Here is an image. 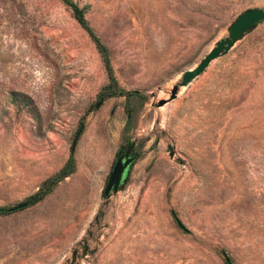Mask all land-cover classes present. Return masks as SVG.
<instances>
[{
	"label": "rangeland",
	"instance_id": "374dc122",
	"mask_svg": "<svg viewBox=\"0 0 264 264\" xmlns=\"http://www.w3.org/2000/svg\"><path fill=\"white\" fill-rule=\"evenodd\" d=\"M75 1L141 94L99 101L102 57L62 0H0V207L75 162L45 199L0 214V264H70L75 249L74 264H225L224 250L264 264V20L171 98L264 0ZM132 141L137 159L105 199Z\"/></svg>",
	"mask_w": 264,
	"mask_h": 264
},
{
	"label": "water",
	"instance_id": "95a60500",
	"mask_svg": "<svg viewBox=\"0 0 264 264\" xmlns=\"http://www.w3.org/2000/svg\"><path fill=\"white\" fill-rule=\"evenodd\" d=\"M264 20V9L259 7L249 8L243 11L236 20L228 28V35L221 38L211 48V50L204 56V58L193 68L188 69L182 76V80L179 84H176L172 89V97L177 96L180 86L188 85L194 78L199 76L205 71L209 64L221 55L226 54L233 48L237 41H239L244 34L252 30V28L258 23ZM84 125H81L76 136L73 140L71 150L74 151L78 142V139L83 131ZM136 147V142L132 141L126 147L122 146L118 150L115 164L112 172L110 173L108 182L103 191V197L108 199L112 194L117 193L124 186L127 176L133 167L137 155L133 154ZM173 156V152L171 153ZM29 205L28 201L22 202L13 209L23 208ZM89 249L87 242L84 243L83 255H86ZM78 256V250L73 251V258L70 264H74Z\"/></svg>",
	"mask_w": 264,
	"mask_h": 264
},
{
	"label": "trees",
	"instance_id": "16d2710c",
	"mask_svg": "<svg viewBox=\"0 0 264 264\" xmlns=\"http://www.w3.org/2000/svg\"><path fill=\"white\" fill-rule=\"evenodd\" d=\"M62 1L72 9L74 17L79 22V24L87 31V33L95 43L96 48L102 57L108 75V82L102 86V88L97 94L99 101H103L104 99L113 96H125L127 100H130L131 97L140 95L141 93L139 90H129L124 88L120 84L114 69L110 49L101 39V37L96 33L93 27L90 25V22L86 16V8L80 6L75 0H62ZM259 23L260 22H258L252 29L256 28ZM128 128H129V124L127 125V129ZM74 170H75V162L74 159L71 157L57 173H54L53 175L45 179V181L42 183L39 189L35 193L28 196L26 200L29 202L30 205L42 201L47 197V195L54 189V187L60 181H62L65 177L70 175ZM13 210H15L13 209V207L10 208L0 207V214H6ZM173 216L177 225L181 229L188 231V228H186L182 220L177 216L176 212H173ZM222 253L225 264H235L233 257L226 250L222 251Z\"/></svg>",
	"mask_w": 264,
	"mask_h": 264
},
{
	"label": "flooded vegetation",
	"instance_id": "af4514ba",
	"mask_svg": "<svg viewBox=\"0 0 264 264\" xmlns=\"http://www.w3.org/2000/svg\"><path fill=\"white\" fill-rule=\"evenodd\" d=\"M130 143H131V142H130ZM128 144H129V143H128ZM128 144H127V145H128ZM126 147H127V146H126ZM126 147H125V149H126ZM133 154H135V150H134Z\"/></svg>",
	"mask_w": 264,
	"mask_h": 264
}]
</instances>
